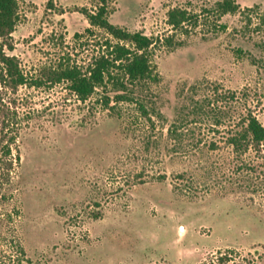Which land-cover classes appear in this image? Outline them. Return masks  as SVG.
<instances>
[{"label": "rangeland", "instance_id": "rangeland-1", "mask_svg": "<svg viewBox=\"0 0 264 264\" xmlns=\"http://www.w3.org/2000/svg\"><path fill=\"white\" fill-rule=\"evenodd\" d=\"M236 1L241 12L212 13L184 32L169 27L168 11L200 13L215 0H110V23L172 37L151 55L160 82L132 94L151 127L114 94L106 108L102 88L82 101L54 81L99 55L104 32L85 35L75 11L96 0H18L12 55L27 82L5 97L20 116V162L0 180V264H264V147L237 155L227 142L240 114L264 125V0ZM207 83L236 94L237 118L171 141L168 128L211 97Z\"/></svg>", "mask_w": 264, "mask_h": 264}, {"label": "trees", "instance_id": "trees-1", "mask_svg": "<svg viewBox=\"0 0 264 264\" xmlns=\"http://www.w3.org/2000/svg\"><path fill=\"white\" fill-rule=\"evenodd\" d=\"M95 10L87 8L75 9L84 15L89 23L85 35L94 36L96 29L104 32V41L101 51L87 69L83 72L79 67L60 68L55 71V82L67 81L70 90L82 101L91 98L98 88L104 91V106L108 109L111 104L109 94H114L116 104L130 102L137 106L140 117L146 118L153 127L154 121L149 116L148 107L143 100L133 98L136 89H149L151 85L158 84L161 80L157 66L152 62L151 55L156 48L173 47L172 37H148L140 31H130L114 25L108 20L110 0H96ZM52 6V1H49ZM254 6L247 8L253 10ZM18 0H0V180L5 183L11 179L14 164L20 162L18 138L20 134V116L17 108L5 102L7 94H15L20 86L26 84L27 79L23 74L18 58L12 55L15 49L13 34L19 21ZM241 12L236 0H215L211 9H204L200 13H193L187 8L174 7L167 13V23L173 31L188 32V27L197 28L202 18L210 14L216 15L218 20L229 14ZM264 20V17H262ZM226 29L225 25L219 26ZM77 37L81 35L76 34ZM179 46H182L180 43ZM205 82L191 86V91L198 92L204 87ZM205 86L212 90L211 97L204 96L202 101H195L188 112L192 119H178L167 132L168 139L181 143L185 133L194 134L188 126L206 124L214 127L221 125L225 119L237 118L238 98L235 93L224 95L217 85L207 83ZM131 88V89H130ZM129 89L132 90L130 93ZM227 99L228 105L219 102ZM111 109H115L113 106ZM212 123H209V122ZM150 138L146 143L149 146ZM237 155L247 154L249 151L259 152L264 147V125L253 112L240 114L238 121L227 139ZM210 148L215 149V143H210ZM16 152V153H15ZM166 179L165 175L158 177ZM176 179L187 180L186 174L178 175ZM192 181V178L190 179ZM189 180V181H190ZM188 182V181H186ZM186 186V185H185ZM177 187H174L177 192ZM224 261L225 259H221Z\"/></svg>", "mask_w": 264, "mask_h": 264}]
</instances>
